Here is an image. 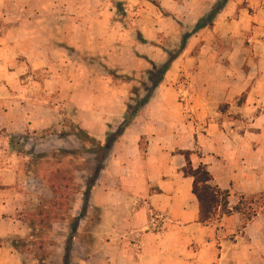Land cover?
<instances>
[{
  "label": "crops",
  "instance_id": "0c3cea01",
  "mask_svg": "<svg viewBox=\"0 0 264 264\" xmlns=\"http://www.w3.org/2000/svg\"><path fill=\"white\" fill-rule=\"evenodd\" d=\"M220 1L127 0L134 10L119 16L86 14L85 0H0L16 7L18 20L13 47L0 48L11 53L0 64V264H23L20 242L32 227L20 219L25 171L15 166L28 159L13 152L11 137L57 129L70 118L106 142L132 101V86L110 73L144 75L164 65L170 51L178 56L164 82L97 179L70 264H264V0H228L214 26L181 49ZM56 4L64 10L53 11ZM170 34L174 43L166 50L159 39ZM86 57L102 63L89 66ZM183 152H193V167L206 166L212 185L229 193L227 206L221 198L208 221L194 178L182 172ZM83 207L78 198L73 218ZM63 224L67 234L68 220Z\"/></svg>",
  "mask_w": 264,
  "mask_h": 264
},
{
  "label": "rangeland",
  "instance_id": "374dc122",
  "mask_svg": "<svg viewBox=\"0 0 264 264\" xmlns=\"http://www.w3.org/2000/svg\"><path fill=\"white\" fill-rule=\"evenodd\" d=\"M157 4V3H156ZM127 5V0H85V13L92 12H114L119 16L127 15V11L134 10ZM250 3H245V8ZM16 7L13 5H0V48L13 47V39L17 33L18 20L13 18ZM33 10H36L33 8ZM38 10V9H37ZM64 8L62 5H54L56 13H60ZM4 12V13H2ZM54 40L59 41L60 35L54 32ZM160 45L169 49L174 43V36L166 35L160 39ZM133 41L141 43L144 38L140 35H134ZM156 43V42H154ZM245 49L249 50L252 42L249 38L244 40ZM196 55L200 53L199 47L196 49ZM170 55H175L172 51ZM7 54V55H6ZM11 53L0 51V64L9 57ZM255 54V50L253 51ZM248 55H250L248 53ZM250 57L255 59V55ZM89 66H98L101 64L100 58H85ZM11 74L13 66L7 68ZM2 71V68L0 67ZM248 66L244 71L248 72ZM110 75L117 84L128 83L132 86L131 91L136 88H142L141 81L144 75L116 76L114 72ZM1 86V84H0ZM0 95L2 91L0 90ZM136 99V96H132ZM63 126L57 129H49L38 134H26L24 138H17L13 141L14 150L17 155L28 162H22L15 166H21L25 171L23 181H20V189L25 193L24 199L27 201L26 206L20 213V219L32 227H26L22 234L20 250L23 253V264H58L60 257L59 243L62 241L61 236L66 234V226L63 222L68 220V239L75 228V219L77 199L83 197L86 191V184H91L96 167L95 159L101 160L104 155L98 146V142L92 139L87 140L86 133L79 131L72 123L70 118H63ZM12 139V138H11ZM32 145H39L37 152L33 157L28 156L32 151ZM66 150V153L60 150ZM70 153V154H69ZM96 153L97 156L93 155ZM37 155H45V158L39 160ZM41 161V165L38 164ZM62 185L70 187L59 191L58 195L47 194L46 189L50 190L51 185ZM83 210V209H82ZM252 214V213H251ZM216 215V213H215ZM213 215V216H215ZM78 228V227H77ZM76 236V233H75ZM68 241V240H67ZM67 243V242H66ZM66 248V245H65ZM65 256V255H64Z\"/></svg>",
  "mask_w": 264,
  "mask_h": 264
},
{
  "label": "trees",
  "instance_id": "16d2710c",
  "mask_svg": "<svg viewBox=\"0 0 264 264\" xmlns=\"http://www.w3.org/2000/svg\"><path fill=\"white\" fill-rule=\"evenodd\" d=\"M228 0H223L218 2L212 10L202 19L199 21L198 25L196 26L195 30L192 33H187L182 41L181 49L183 50L186 46V43L188 39L193 36L194 34H197L201 32L202 30L206 28H212L214 26V21L216 16L225 8ZM245 5V4H244ZM242 6V8H245V6ZM178 54L170 55L169 60L160 67H155L154 70L148 71L144 74V77L141 81V89L139 90L136 88L134 91H131L132 96H136V99L132 98L131 102L128 103V111L126 114V117L123 121V123L115 130L114 133H111L106 142H98L95 139H92L89 135L86 134L87 140L92 139L94 142H98V146L101 149L104 158L99 160H94L96 163V167L94 169V176L93 181L91 184H86V191L83 193V201H84V207L81 213V216L77 219H75V228L72 231L71 235L66 243L65 248V256L63 259V264H70L71 262V255H72V247L73 242L75 240V233L77 232V227L79 226L80 219L85 216L87 213V210L89 208V200L91 196V192L97 182L98 177L100 176L101 172L104 170L107 158L114 146L115 143L119 141V139L124 135L125 131L132 126L135 119L140 115L141 111L146 107V105L150 102L152 99L155 91L157 88L164 82L165 76L169 69L171 68L174 60L177 58ZM143 90L144 96H140V91ZM24 138V135H18V136H12L11 138V148L14 150L13 141L17 138ZM39 148V145H32V151L28 154V156L33 157L35 152H37ZM60 152L66 153V150H60ZM70 154V153H69ZM193 152H183L182 155L185 156L187 165L182 170L183 174L186 177H192L194 178V188L193 193L198 199V201L201 204L202 208V215H203V221H208L212 218L213 215L217 212L218 208L222 205V200L224 201L223 205L227 206V199L229 197V193L222 192L221 190L217 189L212 185V176L210 172L208 171V168L206 166H200L198 168H194L192 165V156ZM93 155L97 156L96 153H93ZM39 160H42L45 158V155H37ZM38 164H42L41 161H38ZM70 186H62V185H51L50 190L52 193L57 196L59 191H62L63 189H67Z\"/></svg>",
  "mask_w": 264,
  "mask_h": 264
}]
</instances>
